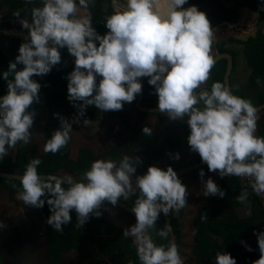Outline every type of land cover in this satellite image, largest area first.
I'll return each mask as SVG.
<instances>
[{
    "label": "clouds",
    "instance_id": "obj_1",
    "mask_svg": "<svg viewBox=\"0 0 264 264\" xmlns=\"http://www.w3.org/2000/svg\"><path fill=\"white\" fill-rule=\"evenodd\" d=\"M91 3L42 0V6L32 7L31 21L14 14L27 35L2 73L7 92L0 96V158L19 142H30L36 112L29 109L39 103L41 88L33 76H44L60 64V49L66 47L75 58L67 74V98L78 109L74 123H80L79 116L88 107L122 110L124 103H132L142 92L141 78L146 77L154 87L160 114L169 120L187 117L188 145L210 172L247 178L253 192L264 194V137L255 134L257 109L222 82H213L210 91L205 87L215 63L211 54L215 34L206 14L196 5L184 7L187 0H125L123 4L113 0L114 10L105 17L107 31L101 35L92 23ZM54 115L60 127L44 147L53 154L67 145L73 131V122ZM83 123L90 122L84 119ZM142 132L151 136L152 128L146 125ZM172 158L179 159V153ZM139 161L130 155L119 161L96 159L77 180L70 175H39L42 161L34 158L19 177L18 198L34 208L47 203L51 213L47 224L60 232L71 222L73 210L77 226L84 225L90 214L101 215L105 201L116 205L138 190L132 207L136 222L123 235L133 238L140 264H184L177 244L157 245L152 232L161 213L178 214L188 205L186 186L171 166L149 165L145 174L135 175ZM199 175L203 180V169ZM203 194L223 198L225 192L209 177L203 181ZM248 196L245 188L236 198L244 203ZM0 227H6L3 221ZM170 231L171 225L166 224L155 235L167 239ZM255 235L260 257L252 264H264V231ZM245 247L252 251L246 243ZM215 261L236 264L226 251L217 252Z\"/></svg>",
    "mask_w": 264,
    "mask_h": 264
},
{
    "label": "flooded vegetation",
    "instance_id": "obj_2",
    "mask_svg": "<svg viewBox=\"0 0 264 264\" xmlns=\"http://www.w3.org/2000/svg\"><path fill=\"white\" fill-rule=\"evenodd\" d=\"M118 1L120 4L125 3V0ZM210 1L211 4L206 6V3ZM191 5H196L197 8L204 6L208 7L210 10L207 14L205 13L207 18H212V14L217 15L219 13L225 18H240L242 22H245L249 17L251 20H255V30L252 33V37H254L255 40L248 45V49L244 55L252 69V77L255 78L256 81L257 78L260 79V83L255 81V84H257L256 88L249 95L253 97L254 94L258 97L256 98L258 104L254 107L263 105L264 60L259 62L257 60L255 61L253 55L264 54V0H205V3H198L196 0H187L184 7H189ZM109 7L110 8L107 7V9L112 13L114 10L113 0H109ZM103 8L102 0L91 3L89 6L92 14L93 26L101 35L107 31L105 27L106 16L99 13ZM254 33L256 34L254 35ZM215 44L217 47H220L219 45L223 43H220L218 38L215 37ZM60 51L61 56L62 53L65 55L63 61L69 60L67 68L68 72H71L75 66V58L69 54L67 48L60 49ZM239 51L240 50L236 47L228 52L232 56V62H234V71H232L230 75L231 85L232 82H234L235 72H238L240 62H237V58ZM218 60L219 59L215 60V64L211 69L212 82L219 81V77L217 76L218 72L216 71V68L219 67L222 71L221 81L224 83V76L227 71V60ZM222 62H224V65H220ZM67 83L62 84V89L65 90V94H67ZM141 83L142 92L136 96L132 103H124L123 109L120 111H101L95 107H88L84 115L79 116L80 123H74V118L78 116V109L74 107L66 97V99L62 101L59 110L52 114L41 115L34 119L33 125H39L40 134L46 129L56 130L60 127V119L58 116L54 115V113H58L59 116L66 118L69 122H73V131L70 133L71 139L65 147L61 148L55 154L45 152V146L39 148L38 154L35 156V158L42 161L37 168L38 174L58 176L70 175L74 179L79 180L82 174L90 168L94 160L112 159L119 161L123 158V155H130L133 158L138 156L140 158L135 175L145 174L149 165H156L166 169L169 165V156H174L177 152L179 156L185 155V158H187L189 162L194 163L190 161V159L195 157V154L188 145L187 138L190 129L186 123L187 117L185 121L180 119L169 120L165 115L160 114L157 107L158 98L155 94L154 87L148 84V78L146 77L141 78ZM234 93L236 96H239L236 92ZM250 96H248L247 99L255 105L256 102L253 103ZM262 113L263 112L259 114ZM84 119H88L90 123L84 124ZM146 125L152 128L151 136H145L142 132V128ZM34 130L35 129H32L31 131ZM174 131L177 134H175L176 136L173 135ZM52 133L53 132L45 136H48L47 138L49 139ZM42 137L35 139L41 140ZM175 140L183 143V147L178 148L176 150L177 152H172L171 148L174 147V143H176ZM15 154L16 153H13L10 156H14ZM20 157L25 160V165L32 160L27 153L20 155ZM13 158L14 161L17 160L16 157ZM60 159L64 161L63 164H60ZM170 160L172 162L174 158ZM20 175H23V173ZM135 175L132 178L133 183H135ZM239 183L244 188H247L240 180ZM13 184H4L0 182V187H2L0 188V195L3 196L1 197L2 200L0 204L4 203L2 206L11 210L13 206H11L10 203H16L14 207L20 208L25 222L28 224L35 223L33 228H28L30 240H37V250H34L35 252L44 251L45 248H42V238L44 232H47V251L41 253L46 255L50 264H140L137 255V247L133 243V238H126L123 235L124 230L136 222L132 207H134L135 200L139 195L138 190L136 195L130 196L126 201L119 199L116 205H112L110 202L105 201L99 209L101 215L97 217L90 214L89 219L84 225L77 226V214L73 210L70 213L71 222L63 226V231L58 232L47 224V218L51 214L47 203H45L43 208L26 206L23 201L18 198L19 192L12 193L9 190ZM64 186L67 187V185ZM247 191H249L248 188ZM192 202L200 203L198 199ZM212 206H215V204H211L208 208L212 209ZM208 210L204 208L201 210V213L200 211L191 210V213H195L196 215L200 214L202 216L201 225L202 223L206 224L207 228H209L208 224L211 222V217L213 216V213ZM205 211H207V218H204ZM181 214L184 216L182 211ZM167 216L171 222L174 238L171 231L167 239H162L155 235L156 231L164 228L167 224L166 215L161 213L156 222V227L152 232L153 239L157 245H164L165 247H167L170 242L177 244L179 254L184 264H196L195 261H192L194 256L200 257V260L204 261L203 264H207L206 256L212 259L211 261H214V264H216L215 258L209 257L207 252L213 253L214 257L217 252L226 251L230 253L226 241L220 243L204 226H200L201 228L198 231L196 240L186 241L187 253L192 255L190 258H186L181 243V241L183 242L182 229H180L178 224V222H184L185 219L175 211ZM0 221H3L6 225V227H0V264H2L1 261L3 259L8 261L10 255L14 257L19 256V250L22 249L23 242L14 238L18 226L11 223L9 215L0 217ZM9 222L11 223L10 225H8ZM29 253L30 250L28 251V254ZM25 256L26 255L22 256L23 259ZM233 257L241 259V257L237 258V256L234 255ZM34 258L36 257H34L33 254V257H28V261L34 262ZM242 259H244V257ZM211 261L209 264H211ZM9 263L17 264L20 262L18 259L14 258V260ZM236 264H249V262L248 259L245 258L242 263H237L236 261Z\"/></svg>",
    "mask_w": 264,
    "mask_h": 264
},
{
    "label": "crops",
    "instance_id": "obj_3",
    "mask_svg": "<svg viewBox=\"0 0 264 264\" xmlns=\"http://www.w3.org/2000/svg\"><path fill=\"white\" fill-rule=\"evenodd\" d=\"M32 2L38 3V7L42 6V0H32ZM95 2H98V0H92V3H95ZM0 4L2 6L1 10L5 11V13H7V11L10 10V0H0ZM102 5L104 8L102 11H99V13H101L103 16L110 15L111 12L107 9V3L102 0ZM198 9L200 11H203L206 14L210 10L208 7H205V6L200 7ZM212 18H213L214 23H217V24L222 23L224 22V20L228 19L219 13L217 15L212 14ZM244 25L246 26L245 33H247L246 34L247 37L244 36V38H249V37L250 39L252 38L251 40V43H252L253 40H255V38L252 37L255 22L254 20H251V18L249 17L245 20ZM229 27L230 26L227 25L226 23H222L216 26V29L218 32L214 33L215 37H217L219 42L223 44H220L219 45L220 47H217L215 44V38H214V41L212 44V53H211L214 58L217 56V53H216L217 50L219 51V53L224 54V53L230 52L232 48L233 49L236 48L235 44L231 43L230 39L228 38L231 37L232 35L237 34L238 32L231 29L232 27L230 28ZM240 45L242 46L247 45L246 47L244 46L245 54H246L249 44L237 43V49H239L240 50L239 52L241 53ZM18 54L19 53H16V55ZM222 64L224 65V62H222L220 65ZM18 66L20 68L23 67V65H18ZM216 71L218 72L217 76L219 77L218 78L219 82H222L221 81V73H222L221 69L217 67ZM242 74L243 72L239 71L236 77V80H235V86L234 84H232L231 87L232 89H234V92H236L240 97L247 99L248 96H250L249 94L256 88L257 84H255L256 83L255 78L253 77L247 78L245 77V74L244 75ZM98 78H97V81H98ZM212 83L213 82H212V77H211V72H210V78L205 85V87L209 88L207 90L210 91ZM66 97H67V94H65V90H64L63 99L58 97L54 103V106L47 105V106H44V108L42 109L38 108L39 110L37 109L35 111L36 115L34 119H36L37 117L41 115L52 114L53 112L59 110L61 107L62 101L65 100ZM256 98L258 97L255 96L254 94H253V97L250 96V99H252L253 103L256 102ZM257 104H258V101L253 106H256ZM256 123H257V127H256L255 134L259 137H264V111L262 114H257ZM33 126H36V124H34ZM33 132L34 131H32V134H34ZM173 133H174L173 134L174 136L177 135L175 131ZM41 137L42 136L38 133L35 136L36 139L41 138ZM175 141L177 142V140ZM30 142L31 143L29 144H24L23 142H19L14 149H8L7 155H5L3 158H0V171L7 172V173H16L19 175L24 173V170L26 168V165L24 164L25 160H23L20 157V155L27 153L30 159H34L36 154H38L39 148L44 147L43 142L41 140L39 141L32 140ZM182 147H183V143L180 145H176V143H174V147L171 148V151L177 152L176 150ZM20 149L23 152H21ZM13 153H16V154L14 156H10ZM194 154L196 158L194 157L190 159V161H193L194 163L189 162L187 158H185V155L179 156V159H174L172 162L170 159L173 156H169L170 159H169V165H168V166L173 167V169L177 172L178 177L180 178L181 182L186 186V190L188 192V196H187L188 205L186 206L187 209L185 207L181 209L178 213V215L183 216L181 214V211H182L184 214L183 218L185 219L184 222H178V224H179L180 229H182L181 231L183 235V238H182L183 242L181 241V243L183 245L186 258H190L192 256L191 254L187 253L186 241L188 240L195 241L198 231L202 226H204L206 230L210 232L211 235H214L216 240L219 241L220 243L229 239L230 233H232L235 230V228L239 227L238 226L239 220H244L245 222V221H249L251 219L257 218V222L261 223V227L258 228V231H264V215H262V211L259 210L258 207L252 205V202L256 200V197H254L253 195L250 197V192L248 191L249 196L246 202L241 203L236 198L241 193V191L245 189L239 183V177H236V176L220 177L218 173L210 172L207 168V165L201 160L199 154L197 152H194ZM13 157H16L17 160L14 161ZM200 169L204 170L205 175L203 177V180L201 179L199 175ZM209 177H211L213 181L225 192V195L223 198H221L219 195L205 196L203 194V181L207 180ZM7 181H9V182H6L7 184L14 183L9 189L12 193L14 192L18 193L21 190L20 182L14 181V180H7ZM256 196L260 200L257 194ZM1 197L3 196L0 195V201L2 200ZM197 199L200 201V203L192 202V201H196ZM3 204L4 203L0 204V217H6L8 215L11 216L13 214H16L17 218L20 221L22 217L24 218L20 208L14 207L16 203H10V205L14 207V208L11 207V210L4 208V206H2ZM211 204H215V206H212L213 208L209 209L208 207ZM204 208L205 210L209 209L208 211L213 213V216L211 217V222L208 224L209 228H207L206 224L202 223L201 225L202 216L200 214L196 215L195 213H191V210L200 211L201 213V210H203ZM206 213L207 211H205L204 218H207ZM250 247L252 248V251L259 252L256 235H254V237L251 239ZM242 249H245V247H243ZM230 254L232 255V252H230ZM239 255H236V256L237 258L241 257V259H236V258L235 259L237 263H242L246 257L239 256ZM211 257L215 258L213 255ZM243 257L244 259H242ZM205 258H206L207 264H209L210 261L212 260V259H209L207 256ZM192 261H195L196 264L204 263V261L200 260V257H196V256L192 258ZM214 263H215L214 261H211V264H214Z\"/></svg>",
    "mask_w": 264,
    "mask_h": 264
},
{
    "label": "trees",
    "instance_id": "obj_4",
    "mask_svg": "<svg viewBox=\"0 0 264 264\" xmlns=\"http://www.w3.org/2000/svg\"><path fill=\"white\" fill-rule=\"evenodd\" d=\"M103 1H105L107 3V7L110 8L108 3L109 1ZM32 7H38V3H29L28 0H10V10L7 11L5 19H8L10 17H16L14 14L16 12H19L21 18H25L31 21ZM1 8L2 6L0 4V10ZM1 27H10V24L4 22ZM257 45L256 48L258 49ZM18 49L19 41L17 39L10 38L3 34L0 35V96H3L7 92V82L3 79L2 73L3 71L7 70L9 62L15 60V57L17 56L16 53H18ZM261 56H264V54H254L253 59L257 57L258 62L264 60V57ZM64 57L65 55L62 53L60 64L54 66L48 74L44 76H33V79L38 81L41 85V88L39 90L40 100L39 103H34L31 106V108L29 109L30 111L32 109L36 111V109L42 106H54V103L58 97L61 99L64 98V90L62 89V84L68 82L67 74L70 73L68 72L67 68L69 60L67 59L64 62ZM262 102H264V99ZM63 162L64 161L60 159V164H63ZM247 188L250 192V197L252 195L256 197V200L252 202V205L258 207L259 210L262 211V215H264V208L262 207V202L258 199L256 194L249 186H247ZM238 226L239 227L235 228V230L230 233L229 239L226 240V244L229 247L230 252H232L234 256L240 254L239 256L246 257L248 259L249 264H252L254 260L259 259L260 252L246 250L247 248L245 247V243L248 246H251V239L254 237L255 232L258 231V228L261 227V223L257 222V218L245 222L244 220H239ZM242 241L245 243H242ZM243 247H245V249H242ZM207 253L210 257L213 255V253L211 252Z\"/></svg>",
    "mask_w": 264,
    "mask_h": 264
},
{
    "label": "water",
    "instance_id": "obj_5",
    "mask_svg": "<svg viewBox=\"0 0 264 264\" xmlns=\"http://www.w3.org/2000/svg\"><path fill=\"white\" fill-rule=\"evenodd\" d=\"M210 19V24L214 29V33H217V29L216 26L222 23H226L227 25H229L230 27H232L231 29L235 30L236 32H238L235 35H232L231 37H229L228 39H230L231 43L237 45V43H244V44H251V40L249 38H244L247 37L245 33L246 30V26L244 25L245 22H242V20L240 18H228L226 20H224V22L222 23H214L212 18H208ZM255 22V20H254ZM229 27V28H230ZM255 30V29H254ZM253 30V31H254ZM256 33H254L255 35ZM243 46H247V45H243ZM217 56L214 58V61L216 59H226L227 60V71L225 73V78H224V83L230 88L231 92L235 95L234 93V89H232L231 84H230V75L232 73V71H234V62H232V56L231 54L228 53H224L221 54L219 53V51H216ZM221 55V56H220ZM221 57V58H220ZM218 60V61H219ZM215 64V63H214ZM257 109V114L261 113L264 111V104L259 106V107H255ZM32 129L34 130V134H32L31 139H35V136L39 133V125L33 126ZM54 129H46L44 131H42V134H40L41 136H45L47 134H50L51 132H54ZM37 132V133H36ZM185 137V136H184ZM183 137V138H184ZM32 141V140H30ZM182 144L181 142L177 141L176 145H180ZM22 175L16 174V173H7V172H1L0 171V178H4L7 180H14V181H19V177ZM44 176L46 178L47 175H41ZM39 217V216H38ZM10 220L11 223H13V225L18 226V229L16 230V235L14 238H16L18 241H22L23 242V247L21 250H19V256L18 257H14L12 255L9 256L8 261L11 262L12 260H14V258L18 259L20 263L17 264H50L46 255L42 254L41 252H46L47 251V246H48V238H47V232H44L43 234V238H42V248L44 247V251L41 252H35L34 250H37V240H30V233L28 232V228H33V225L35 223H26L25 220L21 219V221L17 218L16 214H13L10 216ZM166 221L167 224L171 225L170 219L168 218V216L166 215ZM10 222L8 223V225L11 224ZM17 223V224H15ZM41 224V223H40ZM171 234L174 238V235L172 233V229H171ZM39 246V243H38ZM41 248V250H42ZM30 250V253L28 254V251ZM34 254V262L33 261H28V257H33ZM23 255H26L25 258L23 259ZM8 261L6 260H2L1 263L2 264H10Z\"/></svg>",
    "mask_w": 264,
    "mask_h": 264
},
{
    "label": "built area",
    "instance_id": "obj_6",
    "mask_svg": "<svg viewBox=\"0 0 264 264\" xmlns=\"http://www.w3.org/2000/svg\"><path fill=\"white\" fill-rule=\"evenodd\" d=\"M6 13L1 16L0 13V35L3 34L5 36H8L10 38H15L19 41V46L23 42L24 37L27 35V29H23L21 27V23L19 18H8L5 19ZM5 23L10 24V27L2 28L1 26ZM240 182L243 185L250 187V182L247 178L239 177ZM251 188V187H250ZM262 206L264 207V194L258 195Z\"/></svg>",
    "mask_w": 264,
    "mask_h": 264
},
{
    "label": "rangeland",
    "instance_id": "obj_7",
    "mask_svg": "<svg viewBox=\"0 0 264 264\" xmlns=\"http://www.w3.org/2000/svg\"><path fill=\"white\" fill-rule=\"evenodd\" d=\"M198 3H205V0H196ZM211 4V1L210 2H208V3H206V6H209ZM0 13H1V16H3V14L5 13V11H3V10H0ZM235 47H237V45H235ZM240 47H241V53L239 52V55H238V58H237V62H240L239 63V66H238V72L236 71L235 72V78H234V82H232V84H234V86H235V80H236V77H237V75H238V73H239V71H241V72H243V74L242 75H244L245 74V77H247V78H250V77H252V69L250 68V65H249V63H248V61L246 60V56L244 55V53H245V47L244 46H242V45H240ZM254 60L256 61L257 60V57H255L254 58ZM247 61V62H246ZM247 64V65H246ZM18 68H20L19 66H18ZM248 72V73H247ZM42 108H44V106H42V107H40L39 109H42ZM38 109V110H39ZM37 110V109H36ZM48 136H44V137H42V139H41V141L43 142V145L45 146V144L47 143V140H48V138H47ZM30 140H36V139H30ZM39 141V140H38ZM20 151L21 152H23L21 149H20ZM0 182L1 183H6V182H9V181H7V180H5V179H0Z\"/></svg>",
    "mask_w": 264,
    "mask_h": 264
}]
</instances>
